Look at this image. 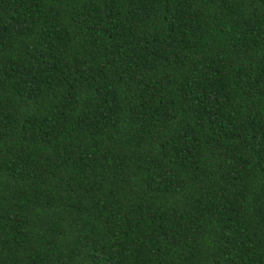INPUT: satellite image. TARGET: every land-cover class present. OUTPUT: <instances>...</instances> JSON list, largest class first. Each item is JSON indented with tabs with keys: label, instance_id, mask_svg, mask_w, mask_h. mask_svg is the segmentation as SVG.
<instances>
[{
	"label": "trees",
	"instance_id": "16d2710c",
	"mask_svg": "<svg viewBox=\"0 0 264 264\" xmlns=\"http://www.w3.org/2000/svg\"><path fill=\"white\" fill-rule=\"evenodd\" d=\"M0 264H264V0H0Z\"/></svg>",
	"mask_w": 264,
	"mask_h": 264
}]
</instances>
